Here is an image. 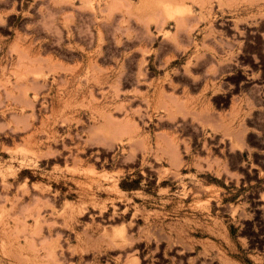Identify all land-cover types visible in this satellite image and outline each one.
Returning a JSON list of instances; mask_svg holds the SVG:
<instances>
[{
	"label": "rangeland",
	"instance_id": "374dc122",
	"mask_svg": "<svg viewBox=\"0 0 264 264\" xmlns=\"http://www.w3.org/2000/svg\"><path fill=\"white\" fill-rule=\"evenodd\" d=\"M0 264H264V0H0Z\"/></svg>",
	"mask_w": 264,
	"mask_h": 264
}]
</instances>
